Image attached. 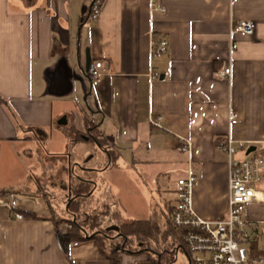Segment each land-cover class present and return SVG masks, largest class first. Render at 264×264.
Listing matches in <instances>:
<instances>
[{"label": "crops", "instance_id": "0c3cea01", "mask_svg": "<svg viewBox=\"0 0 264 264\" xmlns=\"http://www.w3.org/2000/svg\"><path fill=\"white\" fill-rule=\"evenodd\" d=\"M93 1L0 0V96L9 105L0 104V200L14 209L0 206V264H132L139 258L117 251L118 242L111 251L92 240L71 242L65 225L50 221L41 190L51 187L61 198L54 184L66 178L46 175L42 162L56 164L78 146H95L81 164L116 151V166L99 176L107 179L121 222L149 220L157 209L153 200L177 195V181L186 177H170L162 188L163 178L189 170L195 213L221 220L229 168L218 141L230 135L247 144L246 159L264 155V0H106L96 20ZM240 21L252 23L254 34H236L231 53L230 31ZM163 38L167 51L153 55V42ZM95 63H102L99 81L87 74ZM61 66L73 74L71 89L52 92V74ZM229 67L231 77L217 76ZM231 112L237 116L232 127ZM151 118H162L161 128ZM91 125L106 141L103 151L89 140ZM32 128L46 130L48 139ZM180 137L191 141L187 155L176 150ZM258 186L264 192V180ZM174 206L165 201L161 208L168 214ZM243 218L264 228V203L250 204ZM254 247L264 255V236Z\"/></svg>", "mask_w": 264, "mask_h": 264}, {"label": "built area", "instance_id": "2783aa9c", "mask_svg": "<svg viewBox=\"0 0 264 264\" xmlns=\"http://www.w3.org/2000/svg\"><path fill=\"white\" fill-rule=\"evenodd\" d=\"M106 0H94L91 8V18L100 17L103 4ZM153 9L157 10L155 6ZM164 11V10H162ZM253 36L252 23L240 21L230 31V50H235L234 37L236 34ZM169 42L166 38L154 43L152 54L160 55L167 51ZM102 63L89 66L88 76L99 81ZM219 77H231L232 68L218 73ZM230 126L237 124V116L230 113ZM162 118H151V124L161 128ZM217 148L228 156V211L226 217L218 221H207L199 217L192 202V190L195 180L191 170L187 177L177 181V201L171 213V223L180 232L182 240L191 258V264H264L263 258L252 255V246L264 236V228L259 223L244 220L243 214L250 204L264 203V192L258 190V185L264 180V155L254 154L245 160H236L239 152L245 151L247 144L237 142L229 135L217 143ZM176 150L180 154L191 152V141L188 138L178 139ZM4 206L14 212L11 203L0 200ZM15 219L23 220L24 216L13 213ZM71 226H65L70 229ZM117 251L122 250L120 244L115 246Z\"/></svg>", "mask_w": 264, "mask_h": 264}, {"label": "trees", "instance_id": "16d2710c", "mask_svg": "<svg viewBox=\"0 0 264 264\" xmlns=\"http://www.w3.org/2000/svg\"><path fill=\"white\" fill-rule=\"evenodd\" d=\"M0 104L9 107L1 96ZM90 128L89 140L103 151L105 139L97 126L91 125ZM29 132L43 142L49 137L42 128H32ZM73 158L72 154L67 155V165L60 172L66 175V180L61 179L60 184H54V187H60L63 196H55L51 187L41 190V196L51 211L50 221L56 225L71 226L67 229V237L71 242L92 240L110 251L114 243L118 242L125 254L146 256L154 264H173L176 254L182 249L189 255L180 232L171 223L172 211L165 215V227L156 213L147 221L121 222V213L114 196L107 186L96 181L97 174L116 166V151L108 148L102 154L84 160L83 164L75 162ZM53 167L52 162L45 165L46 175L56 177L51 175ZM6 193L9 192H3V195ZM26 217L37 218L33 213L26 214ZM252 252L256 258L264 256L256 253L254 245Z\"/></svg>", "mask_w": 264, "mask_h": 264}, {"label": "rangeland", "instance_id": "374dc122", "mask_svg": "<svg viewBox=\"0 0 264 264\" xmlns=\"http://www.w3.org/2000/svg\"><path fill=\"white\" fill-rule=\"evenodd\" d=\"M81 95H82V93H81ZM80 95V97H81V102H82V106L84 107V109H88V106H87V104H86V102L83 100V98H82V96ZM95 148V146H94V144H90V145H88L87 147H85L84 146V148H86L85 150L87 151L88 149H90V148ZM83 148V146L82 147H77V148H75L73 151H74V161L75 162H79V161H81V159H82V157H83V155H85V150L84 149H82ZM41 150H42V147H41ZM42 152V151H41ZM42 154V153H41ZM71 154V153H70ZM45 155L47 156V157H49L48 155H47V152H45ZM97 155H98V153H97ZM59 157V159H61V158H63V159H61V160H59V159H57V164H54V167H53V169H51L52 171H51V175L52 176H56V178H66V175L65 174H63V173H60L62 170H63V166L64 165H67V162H68V160H67V155H64V156H58ZM49 158H51V157H49ZM246 159V152L245 151H241V152H239L238 153V155L236 156V160H242V159ZM49 162H52V161H49ZM55 162V161H54ZM44 165H47L48 164V162L47 161H45V162H42ZM182 172V171H181ZM179 173V174H177V175H174V176H170V173H169V175H167V177H165V178H163V180H162V183L163 184H160L161 186H162V188H164L165 187V185H167V183H168V181H169V178L170 177H172V178H174V179H176V178H178L179 176H185V177H187V173H186V175H183V173ZM100 174H97V177H96V181L97 182H99V184L100 185H104L105 183L107 184V179L104 177V179L103 178H101L100 176H99ZM259 188H261L260 186H258ZM59 189H60V187H59ZM165 189H167V188H165ZM165 195H167V193H165ZM169 195H171V196H165V199L166 200H164L163 201V199H160V198H158L157 197V199H155V200H153V203H154V205H155V207H157V209H156V211H155V213L157 214V215H159V217L161 218V222L163 223V225H164V227H165V225H166V218H165V215H166V213H165V210H164V208L162 209L161 208V206H162V204L166 201L168 204H172L173 205V203H175L176 204V201H177V195L174 193V194H169ZM110 229H114V228H112V227H110ZM116 230V229H115ZM136 257H139V258H137V259H135V261L132 263V264H154V261H151V260H149L146 256H143V255H141V256H136ZM191 258H190V255H188L183 249L182 250H180L177 254H176V260H175V262L173 263V264H191Z\"/></svg>", "mask_w": 264, "mask_h": 264}, {"label": "water", "instance_id": "95a60500", "mask_svg": "<svg viewBox=\"0 0 264 264\" xmlns=\"http://www.w3.org/2000/svg\"><path fill=\"white\" fill-rule=\"evenodd\" d=\"M64 68H65L64 66H61L59 67V70L56 73L52 74V85H51L52 92L58 93L60 91L59 89H63L62 93H65L71 89V84L68 82V79H70L73 76V74H71L69 70L68 72L67 71L65 72ZM250 152L251 150H249L248 154Z\"/></svg>", "mask_w": 264, "mask_h": 264}, {"label": "flooded vegetation", "instance_id": "af4514ba", "mask_svg": "<svg viewBox=\"0 0 264 264\" xmlns=\"http://www.w3.org/2000/svg\"><path fill=\"white\" fill-rule=\"evenodd\" d=\"M117 244H120V243H117Z\"/></svg>", "mask_w": 264, "mask_h": 264}]
</instances>
